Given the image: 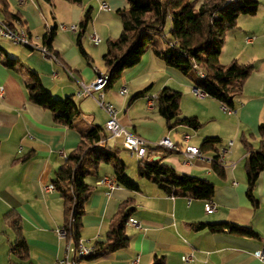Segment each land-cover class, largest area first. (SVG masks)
Instances as JSON below:
<instances>
[{
	"label": "crops",
	"instance_id": "0c3cea01",
	"mask_svg": "<svg viewBox=\"0 0 264 264\" xmlns=\"http://www.w3.org/2000/svg\"><path fill=\"white\" fill-rule=\"evenodd\" d=\"M8 1L20 16L17 28L25 29L34 44L45 45L44 36L55 29L50 49L57 59L46 57L37 49L9 41L2 43L1 40H7L0 37L5 50L0 56V87L4 88V98L0 100V264H54L68 255L69 241L58 235L66 224L64 198L48 187L54 186L56 172L78 147L82 133L95 126L105 129L108 115L96 101L99 93L94 97H79L78 93L83 84L91 85L100 73H107L104 56L109 51V42L117 40L123 31L118 12L128 9L129 3L128 0L79 3L27 0L25 4H20V0ZM257 1L260 2L257 14L241 16L237 27L227 32L220 56L224 66L237 60L255 68L236 99L233 115L227 113L225 118L223 105L211 97H196L192 81L167 67L151 49L139 65L126 70L104 92V100L117 108L119 121L127 130L151 144L168 137L180 149L170 152L151 147L146 160L167 164L178 174L209 180L215 184L216 191L211 202L172 197L138 174L132 177L140 190L132 191L117 184L110 165H101L99 178H87L94 190L85 205L80 242L88 248L105 242L122 205L129 201L135 208L131 219L137 220L140 227L127 225L128 248L82 264H153L156 257H165L166 264H264L256 257L257 251L264 248V173L254 192L256 208L247 196L248 152L242 143L246 139L257 150L264 142V131L260 130L264 128V0ZM104 5L107 7L103 8ZM88 13L91 22L82 29L81 23ZM63 26H77V30H65ZM93 36L100 38L99 45L94 44ZM79 39L87 56L81 53ZM162 43L166 46L164 39ZM7 56L20 60L21 67H5L3 61ZM31 71L55 98L73 97L79 108L74 128L56 123L49 109L29 101L27 85L32 81ZM122 88L127 93L122 94ZM165 88L182 93V117H196L206 128L203 125L198 130L187 126L166 128L168 125L158 113L156 102L149 106L150 99L158 97ZM143 91H146L143 97L133 99ZM137 103L145 105L144 116L133 111ZM220 117L229 128H221L222 125L207 128L218 125ZM184 135L190 136L188 143L183 140ZM207 138H219L221 143L215 146V151H202L203 158L187 162L186 147L201 148ZM230 142L233 146L220 163L225 176L220 177L214 172L211 160L220 158ZM105 177L115 181L114 188L98 184ZM209 203L215 205L216 212L205 211ZM15 219L20 220L29 247L27 259L10 252L17 239L12 228ZM200 222L251 226L259 237L191 228ZM187 255L193 256L192 262L182 260ZM69 257L73 259L74 255L71 253Z\"/></svg>",
	"mask_w": 264,
	"mask_h": 264
},
{
	"label": "trees",
	"instance_id": "16d2710c",
	"mask_svg": "<svg viewBox=\"0 0 264 264\" xmlns=\"http://www.w3.org/2000/svg\"><path fill=\"white\" fill-rule=\"evenodd\" d=\"M67 1L79 3L81 0ZM197 1L128 0V9L118 12L123 23V31L117 40L109 42V51L104 56L109 75L106 89L120 80L126 70L139 65L143 56L151 49L167 67L176 69L188 77L195 88L202 90L222 105L235 110L236 99L243 92L244 85L255 68L251 64H242L237 60L224 66L220 63V56L225 46L227 32L237 27V21L241 16L256 15L260 2L257 0H203L196 11ZM0 14L2 22L13 29H18L17 22L20 21V16L11 9L8 0H0ZM90 22L91 16L88 13L81 23V28L86 29ZM82 35L83 32L79 38ZM54 37L55 29L44 36V44L50 51ZM155 37L164 39L166 43L164 49L154 43ZM78 42L81 53L87 56L81 46V39ZM3 52L5 50L0 45V56ZM3 64L8 69L21 67L20 60L8 56L5 57ZM195 67H199L206 74L205 78L197 75ZM30 75L32 81L27 85L29 101L49 109L56 123L74 128L79 108L73 97L55 98L43 87L36 73L31 71ZM145 94L146 91L139 92L133 99L143 97ZM181 99V92L170 88L163 89L156 101L158 113L165 119L170 129L178 126L200 129L202 123L196 117L181 116ZM260 130L263 132L264 128ZM107 137L106 130L99 126L82 133L78 147L70 153L65 164L56 172L54 187L64 198L65 229L68 239L74 246L80 243L85 205L94 190V187L87 183V178L90 176L99 178L101 165L112 167V176L118 185L132 191L140 190L138 182L128 176L127 166L121 158L122 150H127L123 147L108 146L105 143ZM220 143L219 138H207L200 149L203 152L215 151V146ZM242 143L248 152L245 166L247 196L257 208L258 201L255 199L254 192L260 175L264 173V142L257 150L253 149L246 139H243ZM218 160L219 157H215L213 170L220 177H224L225 170ZM137 174L139 178L150 180L172 197L211 202L215 196L214 183L206 179L178 174L172 167L159 161H138ZM134 211L132 202L124 203L116 216L115 224L107 234L106 241L95 243L92 254L75 257V262L82 264V262L93 261L128 248L130 239L126 230ZM12 228L17 239L12 244L10 252L20 259H27L29 247L19 219L12 222ZM191 228L198 231L207 229L211 233L227 231L239 237H259L251 226L229 222H200L193 224ZM153 264H166L165 257H156Z\"/></svg>",
	"mask_w": 264,
	"mask_h": 264
},
{
	"label": "built area",
	"instance_id": "2783aa9c",
	"mask_svg": "<svg viewBox=\"0 0 264 264\" xmlns=\"http://www.w3.org/2000/svg\"><path fill=\"white\" fill-rule=\"evenodd\" d=\"M26 1L27 0H20V4H25ZM106 7H107L106 5L103 6V8ZM62 28L65 30L67 29L77 30V26H71L69 28L63 26ZM0 37L2 39L11 42L14 45L37 49L44 56L55 60L57 59V57L49 50L47 46L45 45L38 46L34 44L28 32L23 28L13 29L8 24L1 21ZM93 42L95 45H99L101 40L98 36H93ZM195 72L201 78H205L206 76V74L199 67H195ZM108 83H109V75L107 73L106 74L100 73L93 84L88 86L83 84L81 90L78 93L79 97L82 96L94 97L95 94L99 93V96L97 97L96 101L98 105L108 115V120L105 125L106 132L108 133V138L105 140L107 141L106 142L107 145L109 144L112 147H123L131 154L132 157L136 158L138 161L146 160L148 151L151 147L164 148L170 152L180 151L178 146L175 145V143L168 137L162 138L157 144H151L146 140H144L143 138L139 137L138 135H135L129 130H127V128L119 121L117 108L113 104L108 103L104 100V95H105L104 92L106 91ZM121 93L122 94L127 93V89L122 88ZM193 94L200 99L209 97L208 94L204 93L202 90L198 88L193 89ZM3 98H4V88L0 87V100H2ZM157 99L158 97H152L149 101V106L153 107ZM223 110L229 115H233L236 112V110L230 109L225 105H223ZM183 140L188 143L190 140V136L184 135ZM232 146H233V142H230L229 146L222 150L221 156L218 160L219 163H223L224 156L230 152V148ZM184 155L185 158L187 159V162L189 163L194 159L203 158L202 151L200 150V148H197L195 146H187L186 149L184 150ZM211 161L215 162V159H212ZM98 184L107 185L111 189L115 187V181L109 179L108 177H105L102 180H100ZM54 189L55 187L53 185L48 187V190H54ZM205 211L209 214H212L216 212V207L215 205L209 203L208 205L205 206ZM129 224L134 227H138V228L140 227V223L135 219H130ZM58 235L60 238L67 239L69 241V245L67 247L68 255L63 259H58L54 264H78L74 260L75 257L76 258L85 257L94 252L93 248H88L84 246L81 242L78 244V246H74L73 242L68 239V233L65 227L58 231ZM71 253L74 255L73 259L69 257V254ZM256 257L260 261H264V248L257 251ZM182 260L184 262H192L193 256L192 255L184 256Z\"/></svg>",
	"mask_w": 264,
	"mask_h": 264
},
{
	"label": "rangeland",
	"instance_id": "374dc122",
	"mask_svg": "<svg viewBox=\"0 0 264 264\" xmlns=\"http://www.w3.org/2000/svg\"><path fill=\"white\" fill-rule=\"evenodd\" d=\"M198 8H199V4H196V7H195L196 11H198ZM1 41H2V43H5V42L8 43V41H4V40H1ZM162 42H163L162 39H159L157 37L154 38V43H156V45H159L160 47L164 48L165 45ZM140 101L141 100H137V102H140ZM145 108L146 107L143 103H137V105L134 107L133 111L135 112V114L144 116L146 114ZM223 113L225 114V118L228 117L227 113H225L224 111H223ZM224 121H226V120L223 119L222 117H220L218 120V125H215V127H212L211 125H209L207 128H220L221 125H222L221 128H229L228 125L224 124ZM202 125H203V128H206L204 126V124H202ZM143 126L145 127V125H143ZM166 128H169V127L166 126ZM175 128H177V127H175ZM121 158L127 166L126 171H127L128 176L130 178L134 179L132 177V175H134V176L137 175L136 170H137V166H138V160L136 158L132 157L131 154L125 150H122ZM103 166L107 167V165H103ZM109 168L112 169L111 166Z\"/></svg>",
	"mask_w": 264,
	"mask_h": 264
}]
</instances>
